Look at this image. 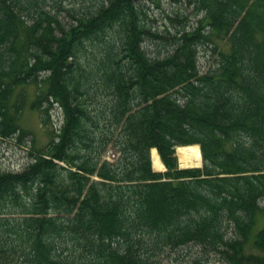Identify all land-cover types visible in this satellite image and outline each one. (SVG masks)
I'll return each instance as SVG.
<instances>
[{"label": "trees", "instance_id": "obj_1", "mask_svg": "<svg viewBox=\"0 0 264 264\" xmlns=\"http://www.w3.org/2000/svg\"><path fill=\"white\" fill-rule=\"evenodd\" d=\"M137 1L53 12L46 0H0V137L21 132L26 86L35 87L31 109L48 116L54 102L63 114L22 172H0V264H147L145 234L202 245L227 264H264V226L254 232L264 200V0H193L203 12L196 27L155 57L142 47ZM205 27L229 51L200 74ZM190 144L203 165L179 168L175 147ZM152 148L165 171L152 170Z\"/></svg>", "mask_w": 264, "mask_h": 264}, {"label": "rangeland", "instance_id": "obj_2", "mask_svg": "<svg viewBox=\"0 0 264 264\" xmlns=\"http://www.w3.org/2000/svg\"><path fill=\"white\" fill-rule=\"evenodd\" d=\"M46 3L47 9L53 12L69 7H75L81 11L85 6H91L93 0H46ZM137 6L141 25L145 30L142 47L151 57L161 56L172 51L178 36L183 31L193 30L198 19L203 15V12L197 10L193 0H138ZM59 17L64 21L72 20L66 11H62ZM205 32L210 33L209 40L203 41L197 46L196 59L200 74L215 67L219 49L225 52L229 51L228 41L225 37L211 32L210 27H205ZM87 58L89 59V55L84 59L87 61ZM99 89L97 92L99 99L107 101L108 97H101L102 89L100 87ZM24 92L28 94V101L19 113L21 132L18 131L10 138L0 137V172H22L33 161V154L44 150L51 140L55 139L63 122V114L58 104L50 102L48 116H44L38 110L29 107L28 102L35 95V87L26 86ZM95 92L94 89H91V93ZM46 105L43 104L41 109ZM105 129L108 133L112 130L109 127H105ZM116 138L117 132L113 134L103 159L112 162L118 157L119 152L114 146ZM242 140L245 143L249 142L247 138H242ZM177 163L179 168H184L181 167L179 160ZM258 203L263 210L256 215L257 223L254 232L264 226V200L261 199ZM141 238L143 239L141 252L147 264H227L218 251L202 245L188 243L175 246L173 243L150 234H145ZM246 251L256 252L252 244L249 245V243Z\"/></svg>", "mask_w": 264, "mask_h": 264}, {"label": "bare ground", "instance_id": "obj_3", "mask_svg": "<svg viewBox=\"0 0 264 264\" xmlns=\"http://www.w3.org/2000/svg\"><path fill=\"white\" fill-rule=\"evenodd\" d=\"M177 159L181 167H200L202 165L201 152L199 145L178 146L175 148ZM151 162L154 171H164L165 166L162 163L156 148L150 150Z\"/></svg>", "mask_w": 264, "mask_h": 264}]
</instances>
